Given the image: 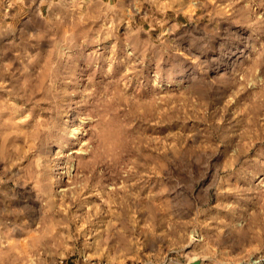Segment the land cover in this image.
<instances>
[{"label": "rangeland", "instance_id": "374dc122", "mask_svg": "<svg viewBox=\"0 0 264 264\" xmlns=\"http://www.w3.org/2000/svg\"><path fill=\"white\" fill-rule=\"evenodd\" d=\"M4 247L264 264V0H0Z\"/></svg>", "mask_w": 264, "mask_h": 264}, {"label": "bare ground", "instance_id": "6f19581e", "mask_svg": "<svg viewBox=\"0 0 264 264\" xmlns=\"http://www.w3.org/2000/svg\"><path fill=\"white\" fill-rule=\"evenodd\" d=\"M61 54H63V53H61ZM74 122H75V120H74V113L73 112H69V111L65 112L64 113V116H63L62 128H61V131H60L61 136H59V138H56L55 139L56 142L53 143V147H57L56 148V151H54L53 150V147H52V152L53 153H55V154H61L64 151V148H63L64 145L63 144H62V146L61 145H58L59 144V141L61 142L60 138L62 136H65L67 134V136H65V139H66V137L71 139L72 137H74V136L76 137L78 135V133H80L79 130L81 129V127L75 126V123ZM56 166L58 168L61 167V168L65 169V171L67 173H69L68 172V170H69V160H66V161H64L62 163L60 162V164L58 163V164H56ZM29 237H30V239H33L34 236L32 234H29ZM8 251H10V248L9 247H4V248H1L0 249V252H8Z\"/></svg>", "mask_w": 264, "mask_h": 264}]
</instances>
